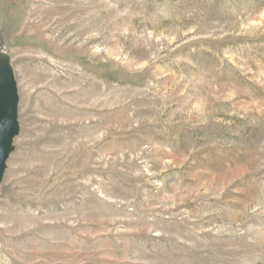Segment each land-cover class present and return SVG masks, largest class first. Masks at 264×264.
Returning a JSON list of instances; mask_svg holds the SVG:
<instances>
[{
    "label": "rangeland",
    "instance_id": "obj_1",
    "mask_svg": "<svg viewBox=\"0 0 264 264\" xmlns=\"http://www.w3.org/2000/svg\"><path fill=\"white\" fill-rule=\"evenodd\" d=\"M0 64V264H264V0H0Z\"/></svg>",
    "mask_w": 264,
    "mask_h": 264
},
{
    "label": "water",
    "instance_id": "obj_2",
    "mask_svg": "<svg viewBox=\"0 0 264 264\" xmlns=\"http://www.w3.org/2000/svg\"><path fill=\"white\" fill-rule=\"evenodd\" d=\"M17 101L13 72L7 65L0 64V179L18 132Z\"/></svg>",
    "mask_w": 264,
    "mask_h": 264
}]
</instances>
